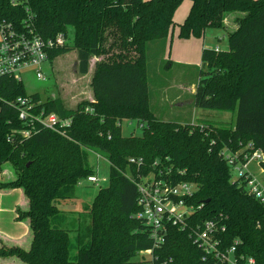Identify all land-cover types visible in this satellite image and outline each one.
Listing matches in <instances>:
<instances>
[{"label": "trees", "instance_id": "trees-1", "mask_svg": "<svg viewBox=\"0 0 264 264\" xmlns=\"http://www.w3.org/2000/svg\"><path fill=\"white\" fill-rule=\"evenodd\" d=\"M183 1L0 0L1 17L22 24L30 16L45 37L67 35L73 27V44L53 50L51 62L76 50L78 70L86 74L91 59L98 58L93 101L68 108L56 95L45 101L32 95L36 111L71 119L65 134L43 128L24 137L19 130L27 124L12 103L26 90L12 77L2 79L0 189L23 190L25 205L17 207L16 218L28 224L30 237L27 245L2 242L0 257H17L24 264H149L139 252L153 248V239L144 219L135 216L139 190L130 174L162 169L176 181L194 184V222L222 214L225 245L238 241V255L264 264V201L248 190L247 173L232 175L233 167L245 161L247 144L264 154V0H191L179 24V37L185 39L201 37L208 28L228 31V50H203L193 99L199 108L236 110L229 126L164 121L151 109L147 48L167 39ZM232 11L241 14L229 30L226 14ZM126 119L143 123L142 132L124 135ZM91 152L109 160V183L83 207L72 237L67 212L58 203L76 198L78 182L96 174ZM132 157L143 163H131ZM8 162L13 171L7 179ZM259 164L264 169V160ZM153 255L157 264H202L204 252L187 228L170 226Z\"/></svg>", "mask_w": 264, "mask_h": 264}, {"label": "built area", "instance_id": "built-area-1", "mask_svg": "<svg viewBox=\"0 0 264 264\" xmlns=\"http://www.w3.org/2000/svg\"><path fill=\"white\" fill-rule=\"evenodd\" d=\"M30 20L29 16L21 24L0 16V86L5 77H12L22 82L21 73L29 69L35 72L38 79H45L43 66L46 62H51V52L67 43L65 33L60 32L45 37L37 31ZM214 50L221 51L218 46ZM33 100L31 95H25L18 96L12 103L18 110L19 118L27 124L19 132L24 137H31L41 129L47 128L65 134V127L70 126L71 119L60 118L54 112L36 111V103ZM85 110L93 111V108L86 107ZM126 120L132 121V119ZM142 125L143 123H138V126L142 127ZM245 148L249 149L244 153L245 161L236 164L235 168L239 176L247 173L245 179H248V190L264 201V183L248 170L249 162L260 163L264 160V154L258 149L250 150L251 143ZM100 156L97 154V158ZM130 162L142 164L143 159L132 157ZM130 178L139 190L140 211L135 216L144 219L149 226L154 247H161L167 240L170 226H177L180 229L187 228L193 243L203 250L202 264H256L253 256L238 255V241H234L232 245H225L222 232L226 230V225L222 214L219 217L206 219L202 223L193 221L196 206L190 199L194 195V184L188 181H176L170 170L162 169L149 171L145 175L130 174ZM84 180L98 184L99 177L97 174L90 175L80 180L78 185ZM154 247L139 252L141 256L149 257V264H157L158 257L153 255Z\"/></svg>", "mask_w": 264, "mask_h": 264}, {"label": "rangeland", "instance_id": "rangeland-1", "mask_svg": "<svg viewBox=\"0 0 264 264\" xmlns=\"http://www.w3.org/2000/svg\"><path fill=\"white\" fill-rule=\"evenodd\" d=\"M235 12H229V14H234ZM212 43L219 45L223 50L224 46L228 45L227 35L224 37L221 30L213 31ZM74 39V29L73 27H68L67 42L72 45ZM98 58L93 57L90 62L89 72L82 74L79 72L77 67V53L76 50H70L62 55L57 56L53 62H46L43 66V70L46 74L45 79H38L33 70H25L21 73L22 83L26 90L27 95L38 94L42 100H48L52 95L60 97L66 107L75 108L82 101H90L94 99L91 80L94 73L95 62ZM149 62L154 67L155 70L149 71V80L153 86L154 91L158 88L166 86L168 87L167 95H172L176 90L174 87L178 85L179 82L184 84L185 88L179 92L183 93L185 102L188 103L189 100L193 99L191 94L194 85L196 86L200 78V68L201 66H192L185 68L182 65L175 64L173 67L169 66L167 61H161V55L155 50L149 53ZM172 101V100H168ZM178 101V100H177ZM171 103H166V108L170 110V113L182 112L181 117H176L175 115L169 116L168 118L174 120L175 122H191V123H208L216 126H229L232 125L236 119V110H222L213 108H199L196 107L195 113H193V106L191 104L187 105L185 109L178 108L176 102H174L171 107ZM157 109H161V106H155ZM171 108V109H170ZM168 110V111H169ZM184 119L185 121H179ZM187 119V120H186ZM123 134L130 135L133 132L140 134L142 132V127L138 126L136 120L127 121L123 120ZM236 156L238 151H236ZM91 163L96 168L97 176L99 177L98 184L84 180L81 185L77 186V196L74 199L62 200L58 203L59 207L67 212V222L66 226L69 229L70 235L74 237L77 233V227L79 218L82 216L80 212H83V207L86 204H91L99 190L102 186H107L109 183L110 175V162L105 156H100L97 158V154L91 152ZM10 168L13 171L11 163H6L3 169L4 178L10 177ZM249 172L255 176L259 181L264 183V170L257 161H251L248 164ZM233 179L239 177L238 170L233 167L232 169ZM1 177V175H0ZM8 179V178H7ZM11 198L13 195H10ZM15 221L14 217H11V222ZM17 223V224H16ZM18 225V231L23 232L24 225L15 221L13 226Z\"/></svg>", "mask_w": 264, "mask_h": 264}, {"label": "crops", "instance_id": "crops-1", "mask_svg": "<svg viewBox=\"0 0 264 264\" xmlns=\"http://www.w3.org/2000/svg\"><path fill=\"white\" fill-rule=\"evenodd\" d=\"M192 6L191 0H184L180 6L176 9L174 13V21L175 25L171 29V32L167 39L163 41H155L148 45V53L155 50L158 54L161 55V61H167L169 66L173 67L175 64L182 65L185 68L192 66H202V54L205 48L214 49L216 46L220 47L218 44L215 45L212 43L213 40V31L221 30L223 32V36L227 35L228 31L223 29H212L208 28L205 33L201 37L192 36L190 38H181L179 37V24L182 23L187 17L190 8ZM241 13L235 12L234 14H226V25L229 30H233L236 28L235 19ZM228 43V42H227ZM224 50H228L229 46H224ZM221 50H223L220 47ZM148 83H149V102L151 109L154 111L155 115L164 120V121H174L168 118L169 116L175 115L177 118L182 116V112L170 113V110L166 108V103L170 102L171 107L176 102L178 108L185 109L187 105L191 104L193 106V113H195L196 106L194 105V99H186L189 100L188 103L183 101L184 95L179 92L182 88H185L184 84L181 82L178 83L174 87L176 89L172 95H167L168 87L163 86L154 91L153 86L149 80V71L150 69L155 70L152 66V62L150 64L148 58ZM196 86L194 85L191 94L194 95ZM172 100V101H168ZM178 100V101H177ZM93 101V100H91ZM161 106V109H157L155 106ZM160 108V107H159ZM171 109V108H170ZM169 110V111H168ZM187 120V119H186ZM179 121H185L184 119H180ZM185 123V122H181ZM200 124H204L203 122ZM8 171L12 175V171L8 168ZM262 170H264L262 168ZM97 174V173H96ZM10 195H13L12 198ZM25 205V198L23 194V190L20 188L13 189H0V245L2 242L7 244L20 243L23 245H27L30 237V229L26 222L17 220L16 218V209L18 206ZM11 217H14L15 221L24 225L23 232L18 231V225L13 226L15 221L11 222ZM17 224V223H16ZM0 264H24L17 257H0Z\"/></svg>", "mask_w": 264, "mask_h": 264}]
</instances>
